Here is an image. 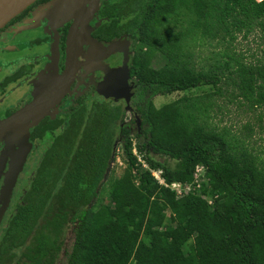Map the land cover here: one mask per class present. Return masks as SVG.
<instances>
[{"label": "trees", "instance_id": "trees-1", "mask_svg": "<svg viewBox=\"0 0 264 264\" xmlns=\"http://www.w3.org/2000/svg\"><path fill=\"white\" fill-rule=\"evenodd\" d=\"M98 14L107 18L98 40L130 37L136 88L123 104L78 96L67 117L34 127L30 139L50 143L4 229L0 264L32 235L24 264H54L69 231L61 264H264V159L210 127L202 104L221 96L264 107V64L232 45L236 33L264 31V0H102ZM205 42L223 47L198 67ZM201 86L213 90L153 104ZM129 107L138 120L124 122ZM196 165L212 204L169 187L191 183Z\"/></svg>", "mask_w": 264, "mask_h": 264}, {"label": "rangeland", "instance_id": "rangeland-1", "mask_svg": "<svg viewBox=\"0 0 264 264\" xmlns=\"http://www.w3.org/2000/svg\"><path fill=\"white\" fill-rule=\"evenodd\" d=\"M80 1L51 0L46 6H40L38 10L32 13L29 20L40 22V20L48 19L56 21L49 24L50 29L48 30L56 39V36L60 32L59 28L71 19ZM212 44H215L214 41ZM122 45L127 55L125 57L131 55L126 41L119 43V45L113 44L101 46L100 48L90 43H85L86 49L84 50L82 61L84 73L78 82L81 89L76 90L79 95L86 97L87 104H90L93 99L100 98H108L111 102H116L119 99H124L125 101L130 99V90L134 88L135 82L127 77V69L123 73L124 69L122 66L125 57L120 65L119 63L117 66L113 64L110 66L108 64V59L110 60L113 54L119 53L120 51L117 48ZM232 45L235 51L241 54L246 62L264 64V31L256 29L246 36L243 33H236V38ZM111 46L117 47L110 49ZM56 47L57 44L55 42L52 43V54L48 52L49 48L47 47L33 50L31 54H39L40 59L35 67L34 76L31 77L30 81H26L19 86L11 84L6 93L0 96V98L3 97V102L0 104V118L4 111L9 110L17 102H22L27 97L38 96L56 80L60 73L58 64L59 54ZM222 47V45L215 47L205 42L201 46L195 47L193 61L198 67H206L212 63L213 53L219 51ZM25 54L26 52L15 53V57L20 56L19 62L24 61L27 64L28 61L24 57ZM45 54H49V56ZM104 59L106 60L103 61ZM158 64V62L154 61V66ZM127 65L128 61L125 64L126 68ZM124 79L126 80L127 87L123 85ZM212 90L211 86H201L185 91L159 95L153 98V104L155 107H161L181 97L203 96ZM12 91H19V93L12 97L10 95ZM202 104L203 106H209L204 117L210 127L216 131L224 132L236 144L244 146L255 155L260 156L261 159H264V107L255 111L248 110L246 105H240L237 102L231 103L227 98L221 96L204 99ZM71 105L73 104L71 99H69L63 106L55 110L53 114L66 115ZM132 117H136V120H138V115H133L131 107L126 108L124 110V122H129ZM35 122H31L13 132L11 139L4 141L0 145L1 156H4V170L0 179V212L3 209L2 214H0V240L7 222L15 210V205L23 192L28 188L32 175L43 155V150L47 146L46 141L35 143L28 141L27 133ZM117 152L114 162L116 176L120 174L124 167L119 145L117 146ZM133 152L137 154V158L142 163V166L147 168V165L141 161V157L137 151L134 149ZM153 175L161 180L160 171H153ZM172 186L178 188L175 184ZM104 200L105 203L108 202L107 197ZM65 237L66 239L59 252V257L55 260L54 264H61L64 261V252L72 240V233L69 231ZM32 241L33 235L27 240L25 245L14 248L12 250L13 257L8 260V264H24L25 258L23 257V253L26 251L25 246L29 245Z\"/></svg>", "mask_w": 264, "mask_h": 264}, {"label": "flooded vegetation", "instance_id": "flooded-vegetation-1", "mask_svg": "<svg viewBox=\"0 0 264 264\" xmlns=\"http://www.w3.org/2000/svg\"><path fill=\"white\" fill-rule=\"evenodd\" d=\"M50 1L51 0H36L31 5H29L26 9H24L22 12H20L14 18H12L9 22H7L3 27L0 28V96L4 95L6 93L8 87L11 84L19 86L26 81H30L31 77L34 76L35 67H36L38 61H40L39 54H31V53L33 52V50H36L40 47H47V48H49L48 52L52 54L51 45L54 42L57 44L56 49H57V52L59 54L58 64L60 67V73H59V76L56 78V80H54V82H52L47 88L53 87L54 84L59 81L61 74L63 72V69H64L66 38H67V33L69 30L72 18L70 20H68V22L63 24L62 27L59 28L60 32L56 36V39L54 36H52L48 32V30L50 29L49 24L55 23L56 21L48 20V19L40 20V22L29 20V17L32 16V13H34L36 10H38V8L40 6H46ZM101 2H102V0L100 1V4H101ZM99 9H100V5H99V8H98L96 14L93 15L91 20H90V36H91L92 41H95V42L98 41L103 46H108L110 44H118L119 45V43L126 41L127 45H129V50H130L131 55H132L131 40H130V37H128L127 35H122V36L116 37L111 41L103 40V38H99V40H98V37L95 36L97 34V30H98L99 26L102 23H104L105 21H107L106 17H102L98 14ZM85 40H86V37H85ZM85 49H86L85 44L81 45L80 54H79V58H78L79 64H78V68H77V71H76V74L74 77V81L71 84V86L68 89L65 96L60 100V102L58 104H56L53 108H51L49 110V112H47L45 115L40 117L33 124V126L30 128V130L28 132V134H29L28 135V141L29 142L35 143V142H40V141H46L47 146L44 148L43 151H45L48 148L50 141L46 140V139L45 140H43V139L31 140L30 139L31 132L34 130V127H36L38 125V123L44 119V117H48V118H56V117H61V116L67 117L69 115L70 111L77 106V103L75 102L76 98L78 96L82 97L81 95H79L77 90L81 89V86H80V84L78 85V82L84 73L82 61H83ZM117 50H119L120 52L113 54L112 57H110V60L108 59V64L110 66H112V64L114 66L115 65L117 66L118 63L120 65V63H122V61L124 60L126 52H125V49L123 48V45L118 46ZM22 52H26L24 57L28 61L27 64H25L24 61L19 62L20 56L15 57V53H22ZM45 55L49 56V54H45ZM131 55L126 57L127 61H128L126 75L129 79H131L133 82H135V79L130 76V72H129V58ZM105 60L106 59H104L103 61H105ZM80 72H81V74H79ZM135 88H136V82H135L134 88L132 90H130L131 93L134 92ZM18 93H19V91L18 92L12 91L10 93V95H12V97H13V96L17 95ZM36 97L37 96L27 97L24 101L17 102L9 110H6V111H4V113H2V117L0 118V121L3 120L4 118L8 117L9 115H11L12 113L17 111L18 109H20V108L24 107L25 105L29 104L30 102H32ZM131 97L129 100H131ZM84 98H85V102H86V97H84ZM69 99H71L73 105L70 106L69 111L66 115L53 114V112L55 110H57L58 108L63 106ZM104 99L110 101L108 98L93 99L92 101L104 100ZM123 101H125V100L119 99L116 102H123ZM2 102H3V97L0 98V104H2ZM131 111H133V110H131ZM133 114L135 115L136 112L133 111ZM3 142L4 141L1 140L0 145ZM1 159H4V158H1V153H0V165L2 162ZM41 159H42V157H41ZM41 159L39 160L37 167L39 166ZM5 165H6V163H5ZM7 167H8V163H7ZM3 170L4 169H2V172H3ZM2 172L0 174V179L2 176ZM2 212H3V210H2ZM1 240H2V238H1ZM1 240H0V242H1ZM11 254H12V251H11ZM12 257L13 256L9 257V260L12 259Z\"/></svg>", "mask_w": 264, "mask_h": 264}, {"label": "water", "instance_id": "water-1", "mask_svg": "<svg viewBox=\"0 0 264 264\" xmlns=\"http://www.w3.org/2000/svg\"><path fill=\"white\" fill-rule=\"evenodd\" d=\"M35 1L36 0H0V28ZM100 1L101 0H81L80 3L77 4L76 10L71 17L72 21L67 33L64 69L59 81L46 93L43 91L32 102L0 121V141H9L14 131L21 129L31 122L37 121L60 102L74 81L79 64L78 58L81 45L90 43L97 48L103 46L99 42L92 41L90 36V20L92 16L96 14ZM116 47L111 46L110 49ZM126 61L127 58L125 57L122 66L124 69L123 73L127 69L125 67ZM123 83V85L127 87L125 79ZM126 102L128 103L127 100ZM28 135L27 133V137ZM1 157L4 158V156ZM3 161L4 159H2L0 165V174L4 167ZM2 210L0 214H2Z\"/></svg>", "mask_w": 264, "mask_h": 264}, {"label": "built area", "instance_id": "built-area-1", "mask_svg": "<svg viewBox=\"0 0 264 264\" xmlns=\"http://www.w3.org/2000/svg\"><path fill=\"white\" fill-rule=\"evenodd\" d=\"M158 179V177L156 178ZM162 180V178H160ZM207 180V178L205 177V173H204V167H202V165H196L195 167V171L193 174V181L187 185H182L179 182H173L169 185V187L173 190H175V192L178 195H182L188 192H192V193H197L199 195H201L203 198H205L206 200H208L209 204H212V200L207 198L205 195H203L201 193V188L203 183ZM158 179V181L161 184H164L163 180L161 181ZM175 184L177 185L178 188L173 187L172 185Z\"/></svg>", "mask_w": 264, "mask_h": 264}, {"label": "bare ground", "instance_id": "bare-ground-1", "mask_svg": "<svg viewBox=\"0 0 264 264\" xmlns=\"http://www.w3.org/2000/svg\"><path fill=\"white\" fill-rule=\"evenodd\" d=\"M50 88H51V87L47 88V89L44 91V93H46ZM44 93H43V94H44ZM173 185H174V184H173Z\"/></svg>", "mask_w": 264, "mask_h": 264}]
</instances>
